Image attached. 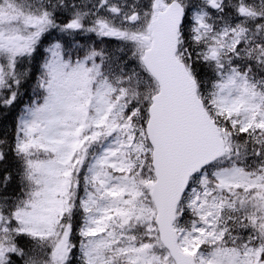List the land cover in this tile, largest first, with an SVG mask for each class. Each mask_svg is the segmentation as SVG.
<instances>
[{"label":"snow or ice","instance_id":"snow-or-ice-1","mask_svg":"<svg viewBox=\"0 0 264 264\" xmlns=\"http://www.w3.org/2000/svg\"><path fill=\"white\" fill-rule=\"evenodd\" d=\"M0 264H264V0H0Z\"/></svg>","mask_w":264,"mask_h":264}]
</instances>
